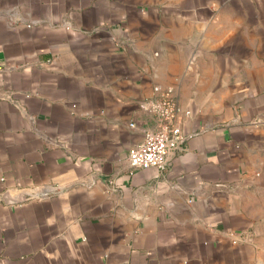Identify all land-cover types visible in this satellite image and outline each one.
<instances>
[{"label": "crops", "instance_id": "0c3cea01", "mask_svg": "<svg viewBox=\"0 0 264 264\" xmlns=\"http://www.w3.org/2000/svg\"><path fill=\"white\" fill-rule=\"evenodd\" d=\"M0 264H264V0H0Z\"/></svg>", "mask_w": 264, "mask_h": 264}, {"label": "built area", "instance_id": "2783aa9c", "mask_svg": "<svg viewBox=\"0 0 264 264\" xmlns=\"http://www.w3.org/2000/svg\"><path fill=\"white\" fill-rule=\"evenodd\" d=\"M158 121L155 129L147 130L142 142L129 149L128 161L132 170L154 167L160 171L167 169L170 156L182 148L184 135L176 122V102L170 91L146 104Z\"/></svg>", "mask_w": 264, "mask_h": 264}]
</instances>
